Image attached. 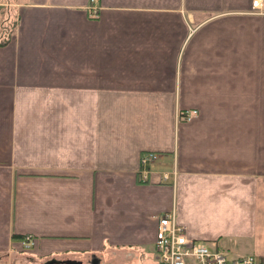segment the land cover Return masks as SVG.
<instances>
[{
	"label": "crops",
	"instance_id": "obj_1",
	"mask_svg": "<svg viewBox=\"0 0 264 264\" xmlns=\"http://www.w3.org/2000/svg\"><path fill=\"white\" fill-rule=\"evenodd\" d=\"M253 2L100 0L92 15L90 0H0L16 22L0 46V258L158 264L175 210L190 237L264 261Z\"/></svg>",
	"mask_w": 264,
	"mask_h": 264
},
{
	"label": "built area",
	"instance_id": "obj_2",
	"mask_svg": "<svg viewBox=\"0 0 264 264\" xmlns=\"http://www.w3.org/2000/svg\"><path fill=\"white\" fill-rule=\"evenodd\" d=\"M100 0H90L92 15H97V4ZM260 0H254L253 7L259 9ZM198 114L197 110L181 113L182 119L191 121ZM157 159L153 152L144 153L140 158L142 179H149L147 167ZM168 177L166 176L165 179ZM34 245L31 237H26L22 246L29 250ZM155 252L158 264H264V261L253 255L233 257L218 249L215 245L198 241L190 237L185 225L180 223L176 211L163 214L158 220Z\"/></svg>",
	"mask_w": 264,
	"mask_h": 264
},
{
	"label": "trees",
	"instance_id": "obj_3",
	"mask_svg": "<svg viewBox=\"0 0 264 264\" xmlns=\"http://www.w3.org/2000/svg\"><path fill=\"white\" fill-rule=\"evenodd\" d=\"M5 11L9 13L7 17H5ZM15 27L16 22L12 21L10 11L6 10V8L0 7V46L6 44V42L9 41Z\"/></svg>",
	"mask_w": 264,
	"mask_h": 264
},
{
	"label": "rangeland",
	"instance_id": "obj_4",
	"mask_svg": "<svg viewBox=\"0 0 264 264\" xmlns=\"http://www.w3.org/2000/svg\"><path fill=\"white\" fill-rule=\"evenodd\" d=\"M176 174H175V176H176ZM209 245L212 246L211 244H209ZM23 250H25V249H23ZM0 262H1V264H10L11 260H8L7 257L4 256V257L0 258ZM14 264H32V263H30V260L27 257L19 256V258L14 261Z\"/></svg>",
	"mask_w": 264,
	"mask_h": 264
}]
</instances>
